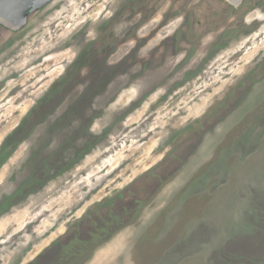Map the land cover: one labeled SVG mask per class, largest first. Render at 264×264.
Here are the masks:
<instances>
[{
	"label": "rangeland",
	"instance_id": "rangeland-1",
	"mask_svg": "<svg viewBox=\"0 0 264 264\" xmlns=\"http://www.w3.org/2000/svg\"><path fill=\"white\" fill-rule=\"evenodd\" d=\"M145 1L0 27V264H264V13Z\"/></svg>",
	"mask_w": 264,
	"mask_h": 264
},
{
	"label": "flooded vegetation",
	"instance_id": "flooded-vegetation-1",
	"mask_svg": "<svg viewBox=\"0 0 264 264\" xmlns=\"http://www.w3.org/2000/svg\"><path fill=\"white\" fill-rule=\"evenodd\" d=\"M140 12L143 11L144 9V5H146L147 1L145 0H140ZM172 3H169V5L171 6V11H170V14H169V17L166 18L167 21L169 20H173L169 26H173L175 25L176 21L177 20H180L182 21L180 23V25H183V22H185V25L187 27L188 30H191V29H195L196 28V25L198 24H201L200 21H198L197 23H195V19H196V10H198V13L201 12L202 8L201 7H205L206 8V12H207V18L205 20V22L207 23L208 21H212L214 18H216V20H218V17H214V12H216L217 10H213L214 6H210V7H207L205 6V3L209 0H184V2H182V5L183 7H181L182 9H185L187 8V15L185 17V15H183V17H178L179 16V12H180V3H178L179 0H171ZM220 2H222V4H224L226 6V10H224L223 12L227 15L228 14H231V17H227V21L229 20H233V21H236V27H234V29H238V28H241V29H244L245 26L240 25L242 22L246 21L247 19V15L249 13V10L248 8H244L245 5H248L249 3H251L252 1L251 0H243L242 3L238 6H232L231 4L227 3L226 1L224 0H218ZM259 0H256L255 2H252L249 6L252 8V10H258L257 12H261L264 13V9H261V8H257V7H252L254 6V4L256 2H258ZM175 3V4H174ZM176 5V6H174ZM166 8V7H165ZM164 8V9H165ZM164 9H161L162 10V13H159L157 11L154 12V14H158L160 17H156L155 19L152 20L153 18V15L150 14L149 18H147L146 20L145 19H139V24H137L139 27H140V31L137 33L136 37L134 38V46H136L138 43L139 45L141 46V48L144 46L146 47L148 42H153L154 39L157 37V35H159V32H162V29H158V31L154 34V36H151L150 37V32L152 27H154V25H158L159 22H162L163 18L165 17V15L167 14L168 12V8L167 10L164 11ZM211 10L213 11L212 15H211ZM223 10V9H222ZM176 11V12H175ZM223 12L221 13H218V15H222ZM139 13V12H138ZM144 12L140 13V14H143ZM146 14H148L147 10H146ZM165 14V15H164ZM184 14V13H183ZM164 16V17H163ZM263 18H259L258 20H255L254 22H250V24L247 26L248 29H250L248 31V33L252 30V29H260L261 27H263L262 25L264 24L263 22ZM145 20V21H144ZM150 20V21H149ZM159 20V21H158ZM186 20L188 21V25L186 23ZM145 23H144V22ZM155 21H158L157 23ZM166 21V22H167ZM144 23L143 25L141 23ZM156 24H155V23ZM206 23H205V28H206ZM178 24V26H180ZM261 26V27H260ZM260 27V28H259ZM171 28V27H169ZM233 28V27H232ZM145 29L146 32H142L143 30ZM8 30V29H7ZM157 30V28H156ZM197 30V29H196ZM10 31V30H9ZM130 44V43H129ZM128 44V45H129ZM130 47V45H129ZM143 47V48H144ZM142 51V50H140Z\"/></svg>",
	"mask_w": 264,
	"mask_h": 264
},
{
	"label": "water",
	"instance_id": "water-1",
	"mask_svg": "<svg viewBox=\"0 0 264 264\" xmlns=\"http://www.w3.org/2000/svg\"><path fill=\"white\" fill-rule=\"evenodd\" d=\"M52 0H0V27L18 31L27 23L29 14L37 11ZM238 6L243 0H224Z\"/></svg>",
	"mask_w": 264,
	"mask_h": 264
},
{
	"label": "trees",
	"instance_id": "trees-1",
	"mask_svg": "<svg viewBox=\"0 0 264 264\" xmlns=\"http://www.w3.org/2000/svg\"><path fill=\"white\" fill-rule=\"evenodd\" d=\"M0 157H3V155L1 156V153H0Z\"/></svg>",
	"mask_w": 264,
	"mask_h": 264
}]
</instances>
